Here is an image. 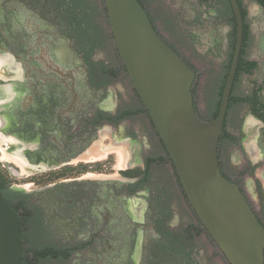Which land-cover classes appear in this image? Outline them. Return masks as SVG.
<instances>
[{"label":"flooded vegetation","instance_id":"obj_1","mask_svg":"<svg viewBox=\"0 0 264 264\" xmlns=\"http://www.w3.org/2000/svg\"><path fill=\"white\" fill-rule=\"evenodd\" d=\"M139 1L159 36L195 72V109L208 122L217 107L202 118L195 100L201 77L165 31L178 41L194 34L166 12L158 26ZM202 1L227 6L232 24L221 101L236 19L231 0ZM237 3L244 38L218 158L222 174L240 187L264 225V46L262 55H249L252 40L264 39V0ZM100 13L90 0H0V57L9 61L0 66V135L13 140L1 148L20 156L30 171L22 190L0 188L21 221V264H194L190 257L197 254L198 243L211 253V237L186 197ZM119 82L130 96L117 103L110 89ZM243 84L249 90L241 94ZM102 147L110 148V155L124 153L126 167L120 160L119 173H111L116 159L109 158L74 177L41 180L95 163L85 157ZM229 147L239 158L236 170L222 160Z\"/></svg>","mask_w":264,"mask_h":264},{"label":"water","instance_id":"obj_2","mask_svg":"<svg viewBox=\"0 0 264 264\" xmlns=\"http://www.w3.org/2000/svg\"><path fill=\"white\" fill-rule=\"evenodd\" d=\"M118 53L178 173L198 220L230 264H264V225L240 187L221 171L218 151L244 26L237 0L234 55L216 117L196 112L195 72L156 32L139 0H104ZM21 221L0 190V264H21Z\"/></svg>","mask_w":264,"mask_h":264},{"label":"rangeland","instance_id":"obj_3","mask_svg":"<svg viewBox=\"0 0 264 264\" xmlns=\"http://www.w3.org/2000/svg\"><path fill=\"white\" fill-rule=\"evenodd\" d=\"M90 1H92V4H95L96 7L99 6V11L101 12L99 16L100 19L106 21L111 29L109 19L106 14L104 0ZM142 1L152 14L158 26H161L162 23V12H166L176 15V17L180 20L181 27L194 34V38H185L178 41L175 40L170 33L165 31V36L169 40H173L175 44L180 47L182 56L197 69L198 75L201 78L195 84L196 105L202 118L208 117L209 110H214L216 107V109H218V106H220L218 92L222 84L221 79L226 73L227 60L230 52L229 46L231 43V36L229 35V30L231 29L232 24L227 14V6L219 3L212 4L202 0ZM113 46H116L115 43ZM261 46H264L263 38L260 37L253 39L251 47L249 48V55L252 57L262 55L260 52ZM115 48L117 49V47ZM123 84V82H119L117 83L116 88L115 86L111 87V97L114 102L119 103V101L127 99L130 96L129 89ZM238 89L239 93L243 94L249 90L248 84H243ZM117 103L116 105H118ZM100 152H102L100 149H95L94 151V153ZM2 157L3 150L0 147V188L11 191L10 187L12 186L15 189H21L19 186H26L28 183L25 182L28 179L26 176L30 171L17 169V167L13 164H9L12 162L8 161L9 163H5ZM109 158L116 159V162H113L115 170L111 171V173H119V153H113L110 155V152H105L101 159L93 160L95 163L91 162L89 164H81L82 166H71V168L65 170L64 173L57 171L55 173L45 174L41 177V180L46 184L74 177L84 168L107 164ZM222 160L225 166L231 170H236L239 163L237 154L234 152V149L230 147L228 149H224V152L222 153ZM125 167L126 163L122 168ZM89 173L94 174L95 172L93 170H89ZM203 243L197 244V254L190 257L191 261L193 258L194 264H230L212 238L210 241V254L207 247Z\"/></svg>","mask_w":264,"mask_h":264},{"label":"bare ground","instance_id":"obj_4","mask_svg":"<svg viewBox=\"0 0 264 264\" xmlns=\"http://www.w3.org/2000/svg\"><path fill=\"white\" fill-rule=\"evenodd\" d=\"M8 62L9 61H8V59L6 57H0V66L1 65H6ZM12 70L16 71L17 67L16 66H12ZM0 77H1V72H0ZM6 138H4L3 136L0 135V147L4 146V145H8L9 142L13 141V140H7ZM100 150L102 151L100 153H93L92 152V153L88 154L87 157H85V160L87 162L88 161L90 162V161H93V160H99V159H101L103 157L105 152L108 153L110 151V148L102 147V149H100ZM2 158H3L4 161H10V162L13 161L15 164H17L19 167H21L22 170H25V165H27V163L20 156H18V155H10L9 153H6L5 150L3 151V157ZM120 160H121L120 167H123L124 162L126 160V156H125L124 153L120 154Z\"/></svg>","mask_w":264,"mask_h":264},{"label":"trees","instance_id":"obj_5","mask_svg":"<svg viewBox=\"0 0 264 264\" xmlns=\"http://www.w3.org/2000/svg\"><path fill=\"white\" fill-rule=\"evenodd\" d=\"M229 68V67H228ZM218 109H219V106H218ZM218 109H217V111L215 112V114H214V116L216 117L217 116V114H218ZM261 221V220H260Z\"/></svg>","mask_w":264,"mask_h":264}]
</instances>
